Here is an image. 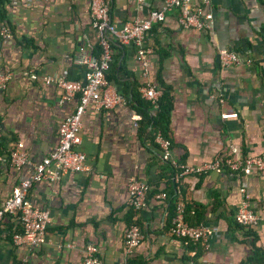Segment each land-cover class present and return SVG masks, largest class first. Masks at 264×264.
Returning <instances> with one entry per match:
<instances>
[{"label":"crops","instance_id":"obj_1","mask_svg":"<svg viewBox=\"0 0 264 264\" xmlns=\"http://www.w3.org/2000/svg\"><path fill=\"white\" fill-rule=\"evenodd\" d=\"M106 1L111 23L120 29L145 19L167 0ZM2 9L0 29L10 31V37L0 42V71L11 77L0 91V208L54 150L58 127L74 110L77 97L60 101L56 81L83 84V62L93 59L98 48L88 0H9ZM205 13L212 17L208 29L183 30L179 12H167L164 23L145 34L143 46L151 49L146 67L136 57L135 45L112 41L113 74L105 80L122 103L108 110L91 103L85 108L76 146L85 156L83 171L64 175L56 185L42 180L28 193L33 207L49 213L44 243L16 246L12 236L20 230L19 220L5 215L0 264L22 259L28 264H76L89 246L103 264H248L254 253L257 264H264V176L188 174L175 197L166 161L150 142L148 129L133 118L138 115L134 98L150 102L142 89L148 84L160 89L162 82L172 88L174 98L171 160L195 168L230 157L233 148L242 156L264 154V0H212ZM223 49L235 52L239 64L222 67L218 55ZM111 72L110 67L106 74ZM46 77L50 84L44 83ZM233 113L236 118L221 117ZM19 143L29 164L16 170L10 151ZM131 178L150 187L139 212L128 206ZM161 193L165 200L156 199ZM244 198L257 217L253 228L235 223ZM179 201L200 211V224L213 230L202 243L185 246L171 237ZM130 222L138 225L142 241L127 252L124 236Z\"/></svg>","mask_w":264,"mask_h":264},{"label":"built area","instance_id":"obj_2","mask_svg":"<svg viewBox=\"0 0 264 264\" xmlns=\"http://www.w3.org/2000/svg\"><path fill=\"white\" fill-rule=\"evenodd\" d=\"M29 2L49 1V0H28ZM89 19L91 29L94 30L96 41L100 53L93 59L83 62L85 67L84 83L58 79L56 87L60 91V101H70L75 96L77 102L74 110L58 127V141L54 150L40 163L33 167L32 173L25 180L15 186L11 195L5 199L0 208V223L5 215H15L18 217L21 232L12 236L14 244L18 247H38L41 246L46 237L49 225V213L47 210L35 208L28 200V193L31 187L45 180L52 184H58L66 174L81 172L84 169L85 156L76 150L80 143L79 131L81 128V116L85 108L91 103L95 109L108 110L122 103V97L115 94L105 80V74L109 69L111 55L109 45L113 40L120 44H133L137 47L136 57L147 66L146 56L151 53V49L143 46L145 34L151 30L154 24H162L165 21V14L171 10L179 12L178 25L183 30H206L209 28L212 17L205 13L212 0H167L161 9L149 12L143 20L135 19L128 24L117 29L109 18V4L106 0H88ZM144 0H137L138 4ZM10 37V31L5 28L0 29V42ZM219 61L222 67H229L239 64L238 55L228 50L219 51ZM10 73L0 71V91L4 90ZM30 78L37 79L35 74ZM44 83L50 84L51 78H43ZM145 99L150 101L155 107L161 95V90L148 84L142 89ZM222 119L236 118L237 114H223ZM137 123L140 116L133 117ZM137 125V124H136ZM155 143L158 145L161 157L164 161H170L175 169L173 183L177 185V193L180 194L179 183L183 176L188 174H204L209 171L218 174L227 172L234 177H244L255 172L264 176V154L259 156H242L235 148L232 149L230 157L224 160H216L205 163L198 167H188L171 160L170 142L163 138L160 133L155 136ZM2 156L0 154V162ZM10 164L20 170L22 166L29 164L28 157L23 150V144L19 143L15 149L10 151ZM150 190L149 185L139 179L131 178L127 182L128 206L139 212L146 206L147 195ZM241 193H244L241 191ZM165 193L158 194L156 199L165 200ZM185 205L179 201L175 205L173 218L171 221L170 235L181 241L185 246L196 245L205 241L213 234V230L205 228L199 224L190 227L185 221ZM235 223L242 228H253L257 224V217L249 208L244 198L240 208L235 215ZM142 241V234L138 225L133 222L125 232L124 246L127 252L136 249ZM86 250L85 258L76 264H103L96 256V248L89 246ZM15 264H28L27 259H22Z\"/></svg>","mask_w":264,"mask_h":264},{"label":"trees","instance_id":"obj_3","mask_svg":"<svg viewBox=\"0 0 264 264\" xmlns=\"http://www.w3.org/2000/svg\"><path fill=\"white\" fill-rule=\"evenodd\" d=\"M9 0H0V21L4 20V11L2 9V6H4ZM113 48V43H110L109 45V51ZM100 53L99 48L96 50V55L97 57ZM112 69L111 74L109 76L105 74V78L108 79L112 77L113 74V64L110 62L109 69ZM160 90H161V95L157 101L156 106L154 107L152 103L142 101L138 97H135V103H136V108H137V113L140 116V127L144 128L145 130L148 129L147 136L154 144V147L156 149H159L158 145H155V136L156 134H159L170 141V124H171V113L173 110L174 106V98L172 94V88L168 85L163 84L160 82ZM160 153V152H159ZM167 164V170L170 174V183L169 186H171V194L174 195L175 197L177 196V185L173 183V177L175 174V169L171 165L170 161H166ZM179 187V186H178ZM180 193H181V188L179 187ZM198 210H201L200 207L197 208ZM175 210V207H174ZM174 214V211H173ZM191 216V220L189 218ZM185 221L189 226L195 227L201 223V212L197 211L196 208H187L185 207ZM18 218V217H17ZM132 224V222H130ZM21 232V226L20 230L16 231V233ZM191 249V248H190ZM253 254V253H252ZM127 264H136L134 261H128ZM248 264H257V255L254 253L251 258L248 260Z\"/></svg>","mask_w":264,"mask_h":264}]
</instances>
